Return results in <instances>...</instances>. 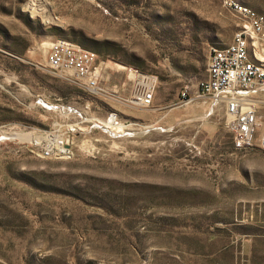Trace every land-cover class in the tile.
Returning <instances> with one entry per match:
<instances>
[{
	"label": "rangeland",
	"instance_id": "rangeland-1",
	"mask_svg": "<svg viewBox=\"0 0 264 264\" xmlns=\"http://www.w3.org/2000/svg\"><path fill=\"white\" fill-rule=\"evenodd\" d=\"M239 23L222 0H0V264H264V150L180 99ZM59 38L97 55L98 94L50 71ZM56 138L71 155L43 158Z\"/></svg>",
	"mask_w": 264,
	"mask_h": 264
},
{
	"label": "built area",
	"instance_id": "built-area-1",
	"mask_svg": "<svg viewBox=\"0 0 264 264\" xmlns=\"http://www.w3.org/2000/svg\"><path fill=\"white\" fill-rule=\"evenodd\" d=\"M222 4L239 17L240 28L232 43L212 48L206 78L183 89L181 104L208 101L211 111L224 109V124L236 140L244 145H258L264 150V18L240 0H222ZM96 61L94 52L59 38L51 45L47 66L55 75L73 76L86 90L98 94L100 74ZM156 88V78L143 85L136 94V104L149 107ZM106 123L102 126L95 122V125L116 136L128 135V129L116 113L110 114ZM72 131L76 132V129ZM64 144H68L67 139L51 140L42 148L41 156L50 159L68 157L72 149Z\"/></svg>",
	"mask_w": 264,
	"mask_h": 264
},
{
	"label": "bare ground",
	"instance_id": "bare-ground-1",
	"mask_svg": "<svg viewBox=\"0 0 264 264\" xmlns=\"http://www.w3.org/2000/svg\"><path fill=\"white\" fill-rule=\"evenodd\" d=\"M150 82H151V80H150ZM139 87H140V88H139V90H140L141 87H142V85H141V86L139 85ZM139 90L137 91V93H139ZM106 124H107V123H103L102 126H104V125H106ZM64 146H65V147H69V148L71 149V146H69V144H68V145H67V144H66V145L64 144Z\"/></svg>",
	"mask_w": 264,
	"mask_h": 264
}]
</instances>
